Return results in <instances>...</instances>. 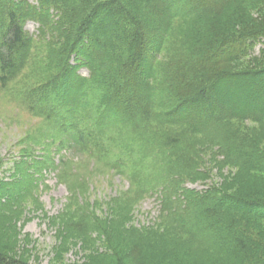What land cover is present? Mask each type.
<instances>
[{
	"label": "rangeland",
	"instance_id": "1",
	"mask_svg": "<svg viewBox=\"0 0 264 264\" xmlns=\"http://www.w3.org/2000/svg\"><path fill=\"white\" fill-rule=\"evenodd\" d=\"M103 1L61 0L49 7L40 0H4L0 38L17 8L30 45L23 69L5 86L0 81V252L24 264H264V207H257L264 204V120H228L219 148L188 134L189 126L164 119L174 99L164 104L168 94L154 93L153 104L142 106L134 121L102 129L106 102L123 84L115 64L126 56L101 51L90 64L71 48L80 17ZM134 1L149 38L164 37L153 50L157 89L177 66L210 54L229 35L264 31V0H181L187 8L201 6L160 19L150 13L158 0ZM250 49L206 67L205 77L261 73L264 38ZM70 70L87 80L78 117L90 143L85 153L56 131L51 109ZM228 94L247 108L260 107L264 83ZM153 135L166 141L153 145ZM175 164L182 179L177 191L185 196L216 188L218 196L245 205L207 215L201 213L206 205H193L187 218L180 200L170 207L181 217H167L172 211L161 204L169 194L164 179Z\"/></svg>",
	"mask_w": 264,
	"mask_h": 264
},
{
	"label": "trees",
	"instance_id": "2",
	"mask_svg": "<svg viewBox=\"0 0 264 264\" xmlns=\"http://www.w3.org/2000/svg\"><path fill=\"white\" fill-rule=\"evenodd\" d=\"M40 1L50 7L61 0ZM222 1L227 2L228 0ZM134 2V0H105L93 8L88 15L83 16V19L80 17L81 24L78 25L80 33L71 48L81 61L90 64L101 51H110L107 54L109 56L114 51L113 49H117L126 56L125 59L120 56L123 59L118 60L115 64V71L120 75L119 79L123 78V84L114 86V96L106 102L107 107L100 122L102 129L111 127L113 122L134 121V118L139 116L142 106L149 105L150 107L151 103L153 104L154 93L163 96L168 94L161 99V101H165L164 104L166 101L170 103L172 98L174 99L172 107L162 114L164 119L169 120V123L173 125L189 126L192 132L187 131L188 134L200 135L212 146L219 148H223L226 142L223 135L228 120L246 119L258 123L264 120V103L260 107L247 108L248 106L245 107L242 102L239 103L243 106L236 103L233 97L228 94L229 89L237 92L241 86L248 88L253 87V84L264 83V71L253 75L250 73L232 75L225 72L213 78L205 77L206 67H217L227 61L234 60L238 55H247L251 50L250 46L256 45L264 38V31L239 34L238 38L229 35L232 39L228 37L220 41L210 54L209 51L197 55L190 62L182 64L181 67L176 64V72L167 74L166 79L157 89L153 83L156 76L155 61L157 59L153 50L157 48L158 44H161V40L163 43L164 37L158 38L156 41L149 38L146 27L141 23L140 11L137 8L138 2ZM4 4V0H0V12L3 10ZM153 4L154 7L150 8L151 17L159 19L167 16H187L195 10H199L201 6L199 3L198 5L194 3L193 7L187 8L186 5L183 6L181 0H158ZM16 9L10 10L9 24L4 35L0 38V81L3 86L23 69L29 51V39ZM182 10L184 12H180ZM146 15L144 13L143 16ZM61 18L66 19L63 15ZM96 21L97 25H95ZM93 26H96V29L92 34ZM150 35L157 36L156 32L150 33ZM240 42L242 44L239 47ZM159 47L160 50L161 46ZM95 49H97L96 52ZM102 60L105 61V59ZM106 71L107 69H104V73ZM86 87L87 80L80 78L74 70H70L65 76L63 94L52 103L51 107L55 117L56 131L64 137L71 149L78 153H85L90 144L87 141V136L79 128L80 119H78ZM130 91L134 93V97L129 94ZM234 99L238 100L237 97ZM130 100L137 101L138 104L134 105ZM189 109L197 110L198 116L187 115L186 112ZM149 139H152L150 141L153 145L159 144L160 146L161 142L166 141L165 137L158 135L149 136ZM171 167V170H175V172L170 174L171 170H169L164 179L169 185L166 188L169 194L165 193L161 202L165 208L172 211L167 217L172 219L181 217L177 213L178 209L170 207L171 204L180 200L187 204V208L185 207L184 210V217L187 218L193 214V209H189L193 208V205L197 207L206 205L201 210V213L205 215L210 214L214 209L220 210L225 205L237 208L245 205V202L242 203L230 197L226 198L225 195L218 196L217 192L219 191H216V188H210L206 194L187 191L185 196L177 191L182 180L176 173L177 164ZM259 206L264 207V204H257V207ZM0 264L24 263L0 252Z\"/></svg>",
	"mask_w": 264,
	"mask_h": 264
}]
</instances>
